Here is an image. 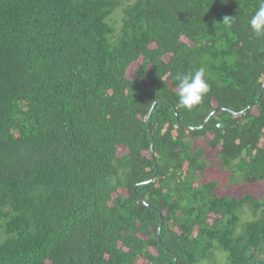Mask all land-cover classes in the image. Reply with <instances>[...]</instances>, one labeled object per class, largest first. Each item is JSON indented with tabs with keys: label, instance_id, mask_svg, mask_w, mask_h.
Returning <instances> with one entry per match:
<instances>
[{
	"label": "trees",
	"instance_id": "trees-1",
	"mask_svg": "<svg viewBox=\"0 0 264 264\" xmlns=\"http://www.w3.org/2000/svg\"><path fill=\"white\" fill-rule=\"evenodd\" d=\"M261 2L0 0V264H264Z\"/></svg>",
	"mask_w": 264,
	"mask_h": 264
},
{
	"label": "clouds",
	"instance_id": "clouds-1",
	"mask_svg": "<svg viewBox=\"0 0 264 264\" xmlns=\"http://www.w3.org/2000/svg\"><path fill=\"white\" fill-rule=\"evenodd\" d=\"M230 16H226L223 23L231 27ZM250 27L257 36H264V0L255 10L249 20ZM205 69L203 67L194 72H187L177 77L179 81V105L191 110L199 105L203 97L209 92L210 85L205 79Z\"/></svg>",
	"mask_w": 264,
	"mask_h": 264
},
{
	"label": "rangeland",
	"instance_id": "rangeland-1",
	"mask_svg": "<svg viewBox=\"0 0 264 264\" xmlns=\"http://www.w3.org/2000/svg\"><path fill=\"white\" fill-rule=\"evenodd\" d=\"M264 190V182L261 184H250V183H233L230 189H224V191H232L236 194L255 192L260 195L261 191Z\"/></svg>",
	"mask_w": 264,
	"mask_h": 264
}]
</instances>
